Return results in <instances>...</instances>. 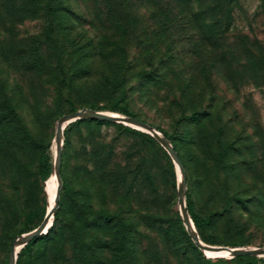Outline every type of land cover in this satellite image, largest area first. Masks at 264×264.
<instances>
[{
	"label": "rangeland",
	"instance_id": "374dc122",
	"mask_svg": "<svg viewBox=\"0 0 264 264\" xmlns=\"http://www.w3.org/2000/svg\"><path fill=\"white\" fill-rule=\"evenodd\" d=\"M47 1L0 0V264L48 210L57 119L87 106L127 109L169 136L203 243L264 247V0H53L51 16ZM119 124L64 128L57 227L28 264H264L200 255L177 165ZM85 210L134 223L131 259ZM193 215L210 219L198 230Z\"/></svg>",
	"mask_w": 264,
	"mask_h": 264
},
{
	"label": "water",
	"instance_id": "95a60500",
	"mask_svg": "<svg viewBox=\"0 0 264 264\" xmlns=\"http://www.w3.org/2000/svg\"><path fill=\"white\" fill-rule=\"evenodd\" d=\"M80 118H92V119H99L105 120L110 122L121 123L130 127H133L137 130L143 131L154 136L165 148L168 152L172 160L178 167V171L181 174V183L182 186L179 189L178 193V205L180 210V218L185 226V230L188 233L189 237L193 241V243L198 247V249L203 253L204 251H216L222 252L226 251L230 254V257L235 256H244V255H264V247H251V246H242V245H235V246H214L208 245L203 242H200V238L198 237L196 230L192 232L190 229V219L186 213L185 205H184V194H185V176L183 174V168L180 163L179 157L176 152L173 150L171 143L168 139L163 135L161 131H159L156 127L145 123L137 118L131 116H124L121 114H114L110 111H100V110H92L88 108H81L79 110L61 115L56 122V129L54 134V147H55V156L54 161L51 166L50 176H54L58 182V188L60 186V163H61V151H62V142H63V130L64 128ZM159 136V138L157 137ZM57 188L56 195H55V203L54 206L47 210L46 215L41 222V224L33 229L30 232L20 234L17 239L11 245L9 256L7 260V264H15L17 253L20 248H22L25 244H27L30 240L34 237L41 235L46 232L47 228L50 226V218L54 214L55 208L57 206L58 194L59 189ZM18 244L19 249L17 252H14V246Z\"/></svg>",
	"mask_w": 264,
	"mask_h": 264
},
{
	"label": "trees",
	"instance_id": "16d2710c",
	"mask_svg": "<svg viewBox=\"0 0 264 264\" xmlns=\"http://www.w3.org/2000/svg\"><path fill=\"white\" fill-rule=\"evenodd\" d=\"M53 0H48L45 8L47 9L48 13L53 15L55 11H58L57 6H52ZM24 9V8H23ZM86 108L92 109V110H100V111H110V112H120L126 116H132L127 109H120L115 105H111L109 107H94V106H87ZM78 109H70V112L76 111ZM67 114V113H66ZM136 118V117H134ZM80 122H86V123H105V124H111L112 122L110 121H105V120H99V119H92V118H80L75 121V123H80ZM119 126H122L119 124ZM124 127V126H122ZM159 131L163 133V135L168 139L169 142L172 143L171 139L169 136L161 129L157 128ZM139 134L145 138V139H150L151 137L148 134L145 133H140ZM173 144V143H172ZM61 165V163H60ZM50 171H51V166L50 165H44L42 168V178H47L50 176ZM62 191L69 193L70 189L66 181H62V186H61ZM60 201H58L59 205ZM191 203L188 202L187 206L190 208ZM83 215V220L88 223L91 222L92 220H101V222L105 223L106 225H110L113 229V234L110 239L109 245L111 246V251H113L117 256H119L120 260H125V259H131L133 257V252H134V223L132 221L126 220L125 217L121 214H116V213H111L105 210L99 211L95 214L94 217H89L87 215L86 210L82 212ZM59 215L57 213H54V221L50 228L47 230L46 234H41L36 237H34L32 240H30L23 248L20 249L15 264H28L31 262V254L34 250L35 244L40 240H45L47 239L46 237L57 227V221H58ZM210 217L207 219L201 218L198 215H193L192 220L194 225L198 230H201L204 225H206L209 221ZM24 232V231H21ZM188 234V233H187ZM189 236V235H188ZM191 239V238H190ZM235 246V245H232ZM198 253L201 255V251L195 246H193ZM237 258H248L250 257L249 255H244V256H236ZM235 257V258H236ZM130 264H135L130 262Z\"/></svg>",
	"mask_w": 264,
	"mask_h": 264
},
{
	"label": "bare ground",
	"instance_id": "6f19581e",
	"mask_svg": "<svg viewBox=\"0 0 264 264\" xmlns=\"http://www.w3.org/2000/svg\"><path fill=\"white\" fill-rule=\"evenodd\" d=\"M159 138V136H157ZM180 174V172H179ZM180 178H181V174H180ZM56 178L54 176H51V178L46 182V193L48 195V210H50L55 203V195H56V191H57V184H56ZM179 186H182L181 180L179 183ZM51 220V218H50ZM190 229L192 232H195V228L192 224V222L190 221ZM200 242H202L200 240ZM19 249V245L16 244L14 246V252H17V250ZM203 254L206 257H212V256H224V257H230V254L226 251H222V252H216V251H204Z\"/></svg>",
	"mask_w": 264,
	"mask_h": 264
}]
</instances>
